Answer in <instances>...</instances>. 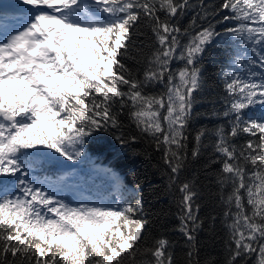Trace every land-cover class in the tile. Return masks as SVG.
Returning <instances> with one entry per match:
<instances>
[{
    "label": "snow or ice",
    "instance_id": "obj_1",
    "mask_svg": "<svg viewBox=\"0 0 264 264\" xmlns=\"http://www.w3.org/2000/svg\"><path fill=\"white\" fill-rule=\"evenodd\" d=\"M22 2L31 6L29 18L0 32V264H175L167 239L142 247L148 220L138 215L140 202L72 206L29 177L40 157L49 155L45 149L80 161L94 133L121 126L125 108L178 176L188 155L194 94L201 87L199 61L220 33L211 22L195 33L181 29L176 20L195 7L190 0ZM199 7L204 19L223 12L216 23L236 21L225 31L252 54L235 61L247 64L244 74L225 73L222 115L231 126L216 130L214 148L222 158L221 183L231 186L224 197L234 245L229 264L253 254L264 264V0H223L218 7L201 0ZM5 20L0 13V28ZM142 22L150 25L156 47L137 76L126 61ZM181 37L188 42L182 44ZM176 60L183 66L173 70ZM153 84L165 91L148 93ZM257 106L262 115L254 118L246 110ZM205 135L203 129L196 134L193 158ZM241 135L248 138L238 145ZM7 184L19 194L7 195ZM180 192L181 231L192 242L197 194L189 182ZM138 256L147 258L137 262Z\"/></svg>",
    "mask_w": 264,
    "mask_h": 264
},
{
    "label": "trees",
    "instance_id": "obj_2",
    "mask_svg": "<svg viewBox=\"0 0 264 264\" xmlns=\"http://www.w3.org/2000/svg\"><path fill=\"white\" fill-rule=\"evenodd\" d=\"M223 0H204L206 5L218 7ZM201 0H190V7L176 22L181 29H189L195 33L206 27L209 22L215 25L220 33L206 48L199 61L201 68V87L195 93L192 116L187 128V159L185 167L178 176L171 173L164 161L163 149H157L153 138L140 131L128 115L125 108L120 115L121 126L109 129L107 132L94 133L85 144V155H93L95 161L105 166L106 173L93 170L82 159L80 161H52L40 157V161L33 166L31 176L36 178H50L57 183L62 175H69L70 179L84 187L87 194L103 197L114 207L140 202L142 215L148 220L145 227L146 244L142 247H152L156 240L165 238L169 241V251L175 264H229L231 258L230 219L225 216L228 206L224 197L231 191L230 184H222V158L215 151L216 130L223 126L230 128V118L222 115L227 107L225 92V73L239 71L244 74L247 64H237L236 59L251 58L252 54L247 45L236 36L226 33L225 29L236 26V21H221L219 15L208 19L203 18L199 7ZM199 14V15H198ZM164 14L161 13V16ZM196 24L193 25V19ZM139 35L135 38V47L131 58L126 63L137 76H142L147 59L156 47L151 27L141 23ZM188 37H181V43L186 44ZM183 66V61L173 62V70ZM146 91L150 94H161L165 91L162 84H153ZM254 118L262 113L259 106L246 110ZM206 135L202 138L200 155L193 158L192 151L196 146L195 136L200 130ZM121 137L125 143H121ZM132 137H136L132 140ZM248 137L241 135L235 143L243 144ZM72 163V167L69 164ZM109 170V171H108ZM110 171L116 172L121 178V185L110 176ZM55 179V180H53ZM189 182L193 186L196 196L193 204L199 206L197 225L194 226V241L190 242L181 231L183 207L180 185ZM123 188L120 192L116 184ZM15 188L9 184L5 189L11 192ZM130 191L133 193L130 194ZM7 192H5L7 194ZM195 248H192V244ZM192 256H189V252ZM147 257L138 256L137 262ZM240 264H257L258 256L241 259Z\"/></svg>",
    "mask_w": 264,
    "mask_h": 264
},
{
    "label": "rangeland",
    "instance_id": "obj_3",
    "mask_svg": "<svg viewBox=\"0 0 264 264\" xmlns=\"http://www.w3.org/2000/svg\"><path fill=\"white\" fill-rule=\"evenodd\" d=\"M30 7L31 6L24 5L22 0H0V9L6 12L4 13V15H6V20L4 21L3 27L0 28V32L11 31L13 28L19 26V24L21 23L20 19L22 18H26L27 20L31 15V12L28 11ZM45 152L49 153V155L44 156L49 160L52 161L66 160L60 157L58 154H53L51 150L45 149ZM81 159L85 163L89 164L93 170L102 172L103 170L106 169L105 166L95 161V157H93V155L87 154ZM103 173H106V170L103 171ZM110 176H112L115 182H118L121 185L122 178L116 172L110 171ZM29 179L37 186L44 187L45 190L54 191L59 198L64 199L65 202L71 204L72 206H77L81 203H88L93 205L102 204L105 206L114 207V204L106 202V200L102 197H94L90 194H87L84 187L79 183L75 182L74 180L70 179L69 175H62L57 183L46 182L44 180L35 179L31 175ZM118 183L116 184V186L120 189L119 191L123 193L124 190L121 186H119ZM132 193L133 192L130 191V194ZM13 194H19L18 187H15L13 191L8 193L9 196H12Z\"/></svg>",
    "mask_w": 264,
    "mask_h": 264
},
{
    "label": "bare ground",
    "instance_id": "obj_4",
    "mask_svg": "<svg viewBox=\"0 0 264 264\" xmlns=\"http://www.w3.org/2000/svg\"><path fill=\"white\" fill-rule=\"evenodd\" d=\"M11 184H9V186H10Z\"/></svg>",
    "mask_w": 264,
    "mask_h": 264
}]
</instances>
